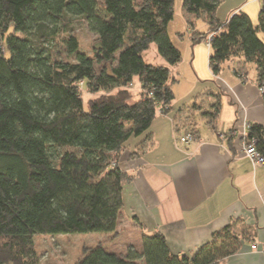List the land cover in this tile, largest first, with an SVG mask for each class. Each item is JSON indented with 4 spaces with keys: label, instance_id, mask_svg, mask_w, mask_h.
Masks as SVG:
<instances>
[{
    "label": "trees",
    "instance_id": "obj_1",
    "mask_svg": "<svg viewBox=\"0 0 264 264\" xmlns=\"http://www.w3.org/2000/svg\"><path fill=\"white\" fill-rule=\"evenodd\" d=\"M221 3L183 0V10L208 25L202 34L189 21V40L213 35L211 73L241 60L255 66L261 87L264 1L256 24L242 12L220 21ZM74 19L96 36L90 55L80 50ZM173 19L174 0H0V264H38L35 239L45 236H105L77 264H219L251 239L230 225L192 254L173 255L161 234L144 235L140 252L105 249L118 238L123 186L132 181L118 168L126 143L174 101L171 69L182 54L168 34ZM152 45L168 67L145 63ZM213 109L215 118L219 104ZM253 139L264 156L258 125L245 138Z\"/></svg>",
    "mask_w": 264,
    "mask_h": 264
},
{
    "label": "crops",
    "instance_id": "obj_2",
    "mask_svg": "<svg viewBox=\"0 0 264 264\" xmlns=\"http://www.w3.org/2000/svg\"><path fill=\"white\" fill-rule=\"evenodd\" d=\"M262 4L222 0L216 16L223 22L242 12L256 24ZM189 47L190 88L172 87L169 112L157 110L148 132L130 139L119 160L118 168L132 177L122 191V242L140 252L144 235L161 234L173 255L192 254L213 233L234 225L237 234L247 231L251 239L219 264H264V166H254L241 151L246 126H260L264 137V96L255 66L234 60L214 76L209 50L202 43ZM216 104L219 112L212 118ZM190 133L194 142L179 143Z\"/></svg>",
    "mask_w": 264,
    "mask_h": 264
},
{
    "label": "rangeland",
    "instance_id": "obj_3",
    "mask_svg": "<svg viewBox=\"0 0 264 264\" xmlns=\"http://www.w3.org/2000/svg\"><path fill=\"white\" fill-rule=\"evenodd\" d=\"M182 4H183V0H174V20L169 24V28H168V34L170 36L171 41L177 47V49L180 50L182 54V60L179 63L180 66L178 67L179 69L175 70L174 67L171 69L172 77L176 80V83H179L178 85L176 83L173 84L175 88L177 87L180 88L177 89L178 92L185 90V88L186 89L190 88L191 83H193L191 82V80L194 79L185 76L186 69H188V63L190 57L189 46L192 45L189 40L192 31L191 29H189L188 22L193 21L196 32L203 34V33H207L208 31V25L205 22V20L203 18L195 20L191 15H189L188 13H186V11L183 10ZM71 26L74 29L75 35L78 38L80 50L90 55L93 46L95 45L96 36L89 31L87 24L80 19H74L72 21ZM212 36L213 35L208 36L206 40L202 42V47L209 50L208 58L210 56L209 44ZM259 38L263 40L264 36L259 34ZM54 46L57 49H60L61 51L60 44L58 45V43H55ZM142 58L145 61V63L149 65L168 67L166 61L159 56L156 45H152L148 51L144 52L142 54ZM248 69H250L249 74L251 75L252 74L251 67L249 66ZM173 70H175V72ZM177 72L178 73L180 72L178 76H177ZM184 76L186 77V79L183 78ZM240 78L242 80L247 79L245 75H241ZM128 88L130 91L138 90L135 85L134 86L130 85ZM83 96L85 101H87L90 98L87 91L83 92ZM181 101L183 100L180 97H178L177 102H181ZM158 111L160 112V109H158ZM187 135L193 136L192 142L196 140L194 134L190 133ZM116 234L118 238L112 243L105 241L104 242L106 244L105 246L107 249L111 250L112 252H115V254L120 256H125L126 254L122 253L126 247L125 244L122 242V224H119V227L116 229ZM104 237L105 236L100 234H75V235L59 236V237L45 236V237L36 238L35 245H36L38 264H77L78 259L82 254V250L87 247H95L100 242L102 243ZM130 248L137 250L133 246H129V248L127 249L129 250ZM128 250H126V253Z\"/></svg>",
    "mask_w": 264,
    "mask_h": 264
},
{
    "label": "built area",
    "instance_id": "obj_4",
    "mask_svg": "<svg viewBox=\"0 0 264 264\" xmlns=\"http://www.w3.org/2000/svg\"><path fill=\"white\" fill-rule=\"evenodd\" d=\"M259 91L260 93H262L264 95V85L259 87ZM248 132H249V127L246 126L245 128ZM248 134H243V142H242V153L244 155L245 158H247L254 166H264V156H262L261 154H259L257 152L256 149V139L251 140V142H247V140H245L246 136ZM193 140V136L191 135H187L186 137H182L179 139V143L181 144H188L190 142H192ZM254 249L256 248V246L253 247Z\"/></svg>",
    "mask_w": 264,
    "mask_h": 264
}]
</instances>
